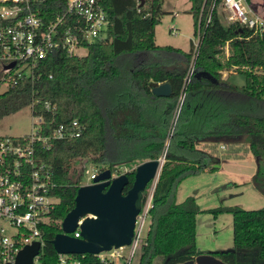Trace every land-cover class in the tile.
I'll use <instances>...</instances> for the list:
<instances>
[{"label":"trees","instance_id":"16d2710c","mask_svg":"<svg viewBox=\"0 0 264 264\" xmlns=\"http://www.w3.org/2000/svg\"><path fill=\"white\" fill-rule=\"evenodd\" d=\"M143 1V4H141ZM212 0H190L194 36L201 14L200 40L195 72L185 84V96L173 124L172 116L184 87L193 55L155 43V27L162 14L160 0H101L109 21L108 39L89 45L81 57L64 51L50 53L19 85L0 92V118L33 105L48 124L75 118L82 126L79 136L52 140L41 155L51 165L58 202L43 225V245L36 264H56L52 238L74 205L84 176L72 161L90 157L100 169L118 172L148 158L165 156L151 195L149 226L138 248L137 264H175L198 252L195 220L200 211L232 214L233 246L213 253L228 264H264V205L248 209L240 205L201 208L193 195L177 202V183L205 168L215 170L221 158L234 155L240 145L258 160L251 181L264 195V46L263 40L239 25L224 24L215 9L205 25ZM249 1V0H248ZM204 2V5H203ZM65 0L49 3V19L64 10ZM241 29V30H240ZM223 71L242 74L236 86L222 78ZM208 73L210 77L202 73ZM169 82L170 96L155 95L151 82ZM45 100L54 113L43 108ZM47 125V124H46ZM203 142V146L198 143ZM224 144L225 149L219 145ZM129 187L134 166L127 170ZM150 183V182H149ZM148 185V184H147ZM147 193L144 190L143 202ZM137 252V253H138ZM77 264H114L93 253H71Z\"/></svg>","mask_w":264,"mask_h":264},{"label":"built area","instance_id":"2783aa9c","mask_svg":"<svg viewBox=\"0 0 264 264\" xmlns=\"http://www.w3.org/2000/svg\"><path fill=\"white\" fill-rule=\"evenodd\" d=\"M53 1L0 0V87L5 88L3 91L19 85L24 77H33L39 62L54 51L62 50L69 57H81L87 53L89 45L108 39L109 21L101 0H65L64 10L49 19V3ZM202 9L203 6L197 20L192 59L184 87L177 97L168 136L183 103L185 84L195 72ZM213 9L226 19L227 24L235 23L258 35L264 46V17L251 9L248 0H212L205 25L209 23ZM171 34H176V29L171 30ZM11 63L14 64L8 67ZM33 102L35 99L26 105L32 117L31 131L22 135H0V264H15L19 250L35 240L40 242L39 253L34 257V264L37 263L43 245V225L49 222L50 211L59 200L53 193L56 183L51 165L41 151L50 146L52 140L79 136L82 132V126L75 118L52 124L50 128L44 116L35 110ZM54 107L49 100L43 103V108L49 112L54 113ZM220 147L225 145L220 144ZM164 154L165 149L159 156L162 162ZM121 168L116 173L130 169ZM99 170L94 168L81 184L91 182ZM152 191L136 215L131 243L97 254L101 259L123 258L125 264H130L145 237V223L149 226ZM71 234L80 236L79 228ZM125 247L128 252H121ZM57 254L56 264L78 263L69 254Z\"/></svg>","mask_w":264,"mask_h":264},{"label":"rangeland","instance_id":"374dc122","mask_svg":"<svg viewBox=\"0 0 264 264\" xmlns=\"http://www.w3.org/2000/svg\"><path fill=\"white\" fill-rule=\"evenodd\" d=\"M162 14L159 24L155 27V43L160 46L170 45L188 51L191 41H195L193 17L189 13L190 0H160ZM249 2V1H248ZM224 24L226 19L220 15ZM176 29V34L171 30ZM85 53V51H80ZM222 78L228 82L242 86L245 83L242 74L233 71H223ZM5 88L0 87V91ZM32 117L27 106L0 118V135H22L31 131ZM245 145L235 148L232 153L234 157L221 158L215 170H204L182 178L176 185L173 198L179 202L188 195H193L198 205L205 208H213L223 205H240L244 208L253 209L264 205V195L258 191L251 181L253 173L258 169V160L251 151L244 150ZM220 149H225L221 148ZM245 153V154H244ZM238 155V156H237ZM139 159L132 165H122L130 168L135 166ZM76 170H83L85 181L91 171L98 170L102 164L94 163L90 157L76 158L72 161ZM119 170H122V168ZM116 172V171H115ZM156 179L148 183L145 188L147 197L151 194ZM148 223H145L143 234L146 232ZM195 242L197 249L201 252L211 249L226 250L233 246V224L232 214L228 211L212 213L200 211L195 220ZM121 252L127 253L128 247ZM138 250L132 256L130 264H137ZM162 258L157 256L152 264H160ZM115 264H125L123 258H115Z\"/></svg>","mask_w":264,"mask_h":264},{"label":"water","instance_id":"95a60500","mask_svg":"<svg viewBox=\"0 0 264 264\" xmlns=\"http://www.w3.org/2000/svg\"><path fill=\"white\" fill-rule=\"evenodd\" d=\"M143 4V1H141ZM241 30V29H240ZM14 63L8 65L12 66ZM210 77L206 72L202 73ZM155 95L170 96L169 82H151ZM160 157L148 158L134 166L129 187L127 171L114 173L109 167L100 169L89 183L80 184L74 196V205L66 212L61 231L52 238L58 253L99 254L131 243L136 215L140 211L147 184L157 180L162 166ZM81 219V222L78 221ZM79 228L80 236L71 233ZM38 240L24 245L17 253L15 264H34L39 253ZM175 264H228L212 251L198 252L193 257Z\"/></svg>","mask_w":264,"mask_h":264},{"label":"crops","instance_id":"0c3cea01","mask_svg":"<svg viewBox=\"0 0 264 264\" xmlns=\"http://www.w3.org/2000/svg\"><path fill=\"white\" fill-rule=\"evenodd\" d=\"M249 4H250V7H251V9L255 12V13H257L258 15H260V16H262V17H264V0H249ZM227 72V71H226ZM231 72H233V71H230L229 72V74L231 73ZM204 145V143L203 142H200V143H198V146H203ZM219 148H220V145H219ZM245 154V153H244ZM231 156H235V155H231ZM238 156V155H237ZM230 157V156H229ZM219 250H222V249H218V248H216V249H211V250H209V251H219ZM115 264V263H114Z\"/></svg>","mask_w":264,"mask_h":264}]
</instances>
